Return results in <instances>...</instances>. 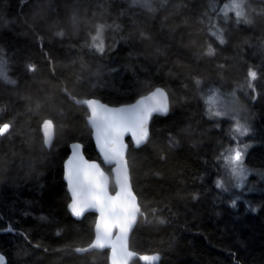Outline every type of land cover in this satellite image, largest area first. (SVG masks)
Returning a JSON list of instances; mask_svg holds the SVG:
<instances>
[{
  "label": "trees",
  "instance_id": "16d2710c",
  "mask_svg": "<svg viewBox=\"0 0 264 264\" xmlns=\"http://www.w3.org/2000/svg\"><path fill=\"white\" fill-rule=\"evenodd\" d=\"M248 2L246 25L234 16L225 23L208 0H155V11L129 0H0V122L11 123L0 137V252L8 264H110L109 249L74 250L93 241L97 214H71L64 164L76 140L101 161L83 100L120 105L159 86L169 113L153 118L143 146L128 138L142 213L131 247L161 253L160 264H264V0ZM209 17L226 43L209 34ZM98 25L103 53L87 47ZM209 44L214 56L205 55ZM210 89L236 92L250 122L243 141L253 186L238 197L216 187L217 157L237 135L231 118H210ZM46 118L55 123L50 147Z\"/></svg>",
  "mask_w": 264,
  "mask_h": 264
},
{
  "label": "snow or ice",
  "instance_id": "6c2138e0",
  "mask_svg": "<svg viewBox=\"0 0 264 264\" xmlns=\"http://www.w3.org/2000/svg\"><path fill=\"white\" fill-rule=\"evenodd\" d=\"M220 0H208L212 6L211 10L217 13L225 23L231 16H234L236 24H250L245 11V0H223L222 7L217 8L215 5ZM162 4L167 0H161ZM130 6L146 8L148 11H155L151 7V0H129ZM207 15V14H205ZM73 18V23H75ZM210 27L208 32L219 44L226 43L224 38V29L220 28L212 17H209ZM104 25L97 26V33L92 36L91 43L87 45L99 53L104 52L103 33ZM57 36L63 37L62 31L56 33ZM216 49L211 44L208 45L205 55L214 56ZM29 71H35L34 66H28ZM249 86L252 87L251 81L256 80L257 72L249 70ZM0 78H5V74L0 69ZM15 84L14 80L8 81ZM197 86L200 80H195ZM216 90L210 89L209 92ZM75 99V98H73ZM89 111L88 123L93 128L96 147L101 157V162L105 165L112 166L110 171L116 179L117 190L114 195L108 190V176L101 164L84 159L82 155V145L79 143L71 144L70 158L66 162V180L70 192V203L67 205L74 217H82L89 210L96 211L98 215L95 224V239L90 245L92 248L111 249V264H128L130 258L137 256L128 248V234L136 223L137 216L142 215L140 205L137 201L136 194L132 190L131 178L128 169V160L126 157L128 145L124 137L130 136L135 146L147 142L149 138V122L154 114H166L169 109L168 94L162 88H155L150 95L141 98L137 103L118 109H110L106 105L100 104L96 99H85L82 101ZM206 104L213 103V97L208 96ZM212 117H219L223 113L220 110L212 111L209 108ZM53 121L48 119L42 122L41 128L44 136V144L51 146L54 136ZM11 128L10 122H0V137L9 133ZM233 133L245 135L246 128H242L237 122ZM235 138V137H233ZM170 142H176L170 137ZM218 166L237 178L240 183L235 187L243 186L245 170L243 168V150L236 145L228 147L217 157ZM216 187L222 192H227L228 188L218 179L215 181ZM235 207V200L232 202ZM10 230V229H9ZM116 233L113 237V233ZM87 249L77 248V252H83ZM138 259L144 264H153L159 260L158 254L139 255ZM0 264H5V257L0 255Z\"/></svg>",
  "mask_w": 264,
  "mask_h": 264
},
{
  "label": "rangeland",
  "instance_id": "374dc122",
  "mask_svg": "<svg viewBox=\"0 0 264 264\" xmlns=\"http://www.w3.org/2000/svg\"><path fill=\"white\" fill-rule=\"evenodd\" d=\"M155 0H151V3L153 4ZM159 1V0H156ZM249 0H245V11L248 5ZM231 17V15H230ZM218 24V23H217ZM220 28V23L218 24ZM208 96L213 97V103L209 105V107L212 109V111L220 110L223 114L220 117H226L231 118L232 123L235 127L236 123L238 122L239 125L242 126V128H246L247 132L245 135H239L236 134V139L232 142L231 145L228 147H235L236 145H239V147L243 150V168L245 170V178L243 179V186L242 187H235L236 184L240 183V181L233 177L230 173L226 172L224 169V175L221 179L222 183L228 188V191L226 193H232L236 197L243 191H249L251 187L253 186L251 183L247 182V177L251 174L252 169L247 168L245 165V157L247 153L248 145L243 141L244 136L247 135L249 129H250V122L246 118H248V115L245 111V108L240 103L238 95L236 92H225L220 90H216L215 92H210ZM247 146V148H246ZM249 149V148H248Z\"/></svg>",
  "mask_w": 264,
  "mask_h": 264
},
{
  "label": "water",
  "instance_id": "95a60500",
  "mask_svg": "<svg viewBox=\"0 0 264 264\" xmlns=\"http://www.w3.org/2000/svg\"><path fill=\"white\" fill-rule=\"evenodd\" d=\"M159 88H162V89H164L165 92H167V90H166L165 88H163V87H161V86H159ZM154 90H155V89H153L152 91H154ZM152 91H150V92H148V93H146V94H144V95L139 96L136 100H134V101H132V102H130V103H125V104H120V105H112V104H109V103H107V102H104V101H102L101 99H98V98H92V99H96V100H98V101L100 102V104H102V105H106V106H107L108 108H110V109H118V108H121V107H127V106H129V105H132V104L137 103L141 98L150 95ZM167 94H168V105H169L168 112H167L166 114H158V113H157V114H154V115L152 116V119H151V121L149 122V138H148L147 142L149 141V139H150V137H151V123H152L153 118H154L156 115H167V114L169 113V111H170V107H171L170 96H169V93H168V92H167ZM48 119H50V120L53 121L52 118H47L46 120H48ZM53 124H54V126H55L54 121H53ZM89 125H90V124H89ZM90 127H91V125H90ZM91 128H92V127H91ZM92 130H93V128H92ZM54 138H55V127H54V136H53V139H52V143H51V145L53 144ZM128 138H130V139L132 140V138H131L130 136H127V135H126V136L124 137V141H125V143L128 145V149H127V153H126L127 160H128V152H129V148H130V144H129V142H128ZM93 139H94V141H95L94 135H93ZM132 142H133V141H132ZM147 142H146V143H147ZM73 143H79V144H81V145L83 146V147H82V155H83V157H84L85 160H87V161H89V162L96 161V162H98V163L101 164V167L104 169L105 173H106L107 176H108V190H109V193L112 194V195H114L116 191L113 192L112 189H111L112 183H114V184L116 185V179H115L114 174H113V173L111 174V173L105 168V166H104L105 164H103L100 160H98V159H91V158H89V157L87 156V154H86V152H85V145H84L83 142H81V141H79V140H76V141L72 142V144H73ZM146 143H144V144H146ZM95 144H96V143H95ZM133 144H134V143H133ZM144 144L140 145L139 147L143 146ZM135 147H137V146H135ZM96 148H97V147H96ZM70 155H71V151H70V154H69V156L67 157V159H66V161H65V164H64V178L66 177V162H67V160L70 158ZM106 166H110V165H106ZM111 167H112V166H111ZM128 169H129V175H130V178H131V168H130V165H129V161H128ZM65 181H66V183H67L66 178H65ZM131 185H132V190H133V192L136 194L137 201H138V203H139V205H140V202H139L140 199H139V196H138V194H137V192H136V190H135V188H134V185H133L132 179H131ZM67 188H68V184H67ZM68 190H69V188H68ZM116 190H117V185H116ZM70 202H71V201H70ZM140 208H141V205H140ZM88 212H95V213L97 214V219H98V215H99V214H98L96 211H94V210H89V211L85 212V214H84L82 217H79V218L75 217V218H77V219H82V218H83ZM97 219H96V222H97ZM138 220H139V215L137 216L136 223L133 225L132 229L130 230V232H129V234H128V248H129L130 251L137 253V256L130 258L129 261H128V264H131L135 259H138V256H139V255H153V254H158V255H159V260L156 261V262H153V264H160L161 259H162V254H161V253H159V252L140 253V252L134 250V249L131 247V235H132V232H133V230H134V228H135V226H136ZM95 224H96V223H95ZM9 229H10V230H9ZM6 230H7V231H12L13 229L8 228V229H6ZM94 230H95V227H94ZM115 235H116V233L114 232V233H113V237H115ZM94 239H95V235H94L93 241H92L90 244H88V245H86V246H78V247H74V250L76 251L77 248L87 249L86 251L78 252V253H85V252H87V251H91V250H93V249H101V248H92V247H90V245H91L92 243H94ZM103 249H109V250H110V264H111V249H110L109 247H106V248H103ZM76 252H77V251H76ZM0 255H3V256L5 257V264H8V258H7V256H6L4 253H2V252H0ZM141 262L144 264L143 261H141Z\"/></svg>",
  "mask_w": 264,
  "mask_h": 264
},
{
  "label": "bare ground",
  "instance_id": "6f19581e",
  "mask_svg": "<svg viewBox=\"0 0 264 264\" xmlns=\"http://www.w3.org/2000/svg\"><path fill=\"white\" fill-rule=\"evenodd\" d=\"M46 119H47V118H46ZM46 119H45V120H46Z\"/></svg>",
  "mask_w": 264,
  "mask_h": 264
}]
</instances>
